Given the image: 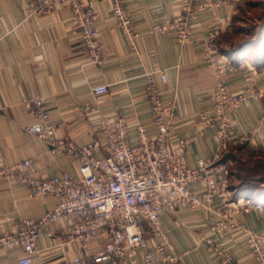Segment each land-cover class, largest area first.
I'll list each match as a JSON object with an SVG mask.
<instances>
[{"label":"crops","instance_id":"0c3cea01","mask_svg":"<svg viewBox=\"0 0 264 264\" xmlns=\"http://www.w3.org/2000/svg\"><path fill=\"white\" fill-rule=\"evenodd\" d=\"M83 1L96 5L94 26L102 46L101 64L86 58L81 30L72 22L69 5L58 4L48 14L28 16V0H0V166L30 159L32 172L40 178L79 173L78 158L52 153L48 145L29 132L28 127L36 119L26 101L33 97L44 98L58 137H69L79 146L100 141L96 150L100 158L108 155L104 134L96 124L101 116L125 118L131 125L133 144L137 143L135 125L144 124L154 133V114L146 97V74L154 70H165L169 85L178 92L179 118L173 139L198 138L184 155L187 166L196 167L200 160L218 154L221 159L233 156L231 150L235 148L247 155L264 153V29L252 44L232 48L226 40L235 32L237 15L250 0H197L218 3L213 11H205L194 20L192 37L197 45L180 42L174 34L148 32L155 22L181 14L184 0H124L139 33L136 49L118 29L109 0ZM35 3L42 5L41 1ZM214 19L221 29L219 55L236 67L225 79L228 88L244 92L251 86L262 93L259 100L230 113L235 137L224 150L215 140L216 126L206 124L213 115L212 93L217 80L203 59L202 44L214 28ZM102 83L109 85V91L93 96L92 88ZM88 105L92 108L87 109ZM199 187V182L193 185L194 189ZM253 198L256 207L241 214L240 220L249 229L264 233V196ZM56 203V198L33 197L26 185L0 177V235L14 230L21 218H39ZM213 218L212 210L201 207L163 216L176 257L172 264H256L246 237L232 230L217 237L219 245L232 254V263L210 249L204 238ZM75 220V216L63 217L46 226L32 264H71L81 254L79 241L61 245L58 239ZM142 255L139 251L135 261L127 264H143ZM23 256L20 251H2L0 264H18Z\"/></svg>","mask_w":264,"mask_h":264},{"label":"built area","instance_id":"2783aa9c","mask_svg":"<svg viewBox=\"0 0 264 264\" xmlns=\"http://www.w3.org/2000/svg\"><path fill=\"white\" fill-rule=\"evenodd\" d=\"M28 0V16L52 12L58 4L69 5L72 22L81 30L83 52L92 63L103 62L99 32L94 26L96 5L83 0ZM183 12L155 22L149 34H174L180 42H198L192 37L195 18L205 11H213L215 1L184 0ZM112 18L132 47L136 49L139 33L124 0H109ZM214 19V28L203 42V59L215 73L217 85L212 93L213 115L206 124L216 126L215 140L221 150L235 137L230 113L242 105L257 101L262 93L253 87L244 92H233L226 77L236 71L234 63L219 55L217 40L220 26ZM146 97L154 114V133L144 124L135 125L137 143L130 138L131 125L125 118L101 116L97 126L105 137L106 157L96 156L100 141L79 146L69 138L56 135L54 123L43 97L26 101V107L36 119L29 126L58 156H74L80 162L78 175L68 172L40 178L32 172V161L25 159L0 166V177L26 185L33 197H53L57 203L39 218L19 219L14 230L0 235V252L20 251L24 254L18 264H32L40 239L48 224L60 218L75 216L59 236L60 244L81 243V254L71 264H127L134 262L139 251L143 264H172L174 247L170 244L163 216L189 208H206L214 213L208 225L205 241L210 249L227 263L233 256L217 242L225 230L246 237L247 245L256 264H264V233L249 229L240 220L256 207L253 197L241 195L232 199L229 189V169L217 164L221 155L202 159L196 167L187 166L184 155L198 138L173 139L179 118L178 92L169 85L165 70L146 74ZM109 91L102 83L92 88L93 96ZM90 105L87 109H91ZM238 143V142H237ZM199 182L200 187L193 185ZM96 243L97 245H91ZM100 243V244H99ZM99 244V245H98Z\"/></svg>","mask_w":264,"mask_h":264},{"label":"rangeland","instance_id":"374dc122","mask_svg":"<svg viewBox=\"0 0 264 264\" xmlns=\"http://www.w3.org/2000/svg\"><path fill=\"white\" fill-rule=\"evenodd\" d=\"M235 32L226 37L228 46L237 48L242 43H253L258 32L264 29V0H250L235 20ZM218 45V44H217ZM218 47V46H217ZM233 156L224 155V165L229 169V189L235 191L245 189L252 196H264V153L247 155L235 148ZM229 154L230 150H228ZM228 154V153H226Z\"/></svg>","mask_w":264,"mask_h":264},{"label":"trees","instance_id":"16d2710c","mask_svg":"<svg viewBox=\"0 0 264 264\" xmlns=\"http://www.w3.org/2000/svg\"><path fill=\"white\" fill-rule=\"evenodd\" d=\"M225 162H226V159H221L217 164L218 165H220V164H225ZM233 191H235L236 193H235V195H234V197H235V199H237L238 197H239V195L240 194H244V195H246V196H248V197H250V196H252L251 195V193H250V191H249V193L247 192V190H245V189H243V191L242 190H233Z\"/></svg>","mask_w":264,"mask_h":264}]
</instances>
